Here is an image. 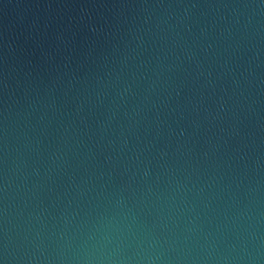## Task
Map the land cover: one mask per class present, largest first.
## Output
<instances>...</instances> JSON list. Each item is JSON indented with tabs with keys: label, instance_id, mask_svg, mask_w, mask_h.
Returning <instances> with one entry per match:
<instances>
[{
	"label": "water",
	"instance_id": "water-1",
	"mask_svg": "<svg viewBox=\"0 0 264 264\" xmlns=\"http://www.w3.org/2000/svg\"><path fill=\"white\" fill-rule=\"evenodd\" d=\"M0 264H264V0H0Z\"/></svg>",
	"mask_w": 264,
	"mask_h": 264
}]
</instances>
